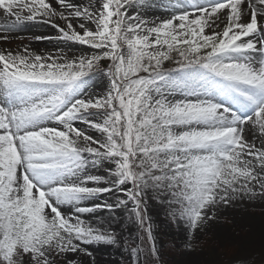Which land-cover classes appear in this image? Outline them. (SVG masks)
Listing matches in <instances>:
<instances>
[{"label":"snow or ice","instance_id":"obj_1","mask_svg":"<svg viewBox=\"0 0 264 264\" xmlns=\"http://www.w3.org/2000/svg\"><path fill=\"white\" fill-rule=\"evenodd\" d=\"M150 6L0 0V40L46 24L92 50L0 49V264H97L92 245L159 264L150 207L191 239L222 207L264 199V0H178L154 19ZM97 74L104 91L86 92ZM121 209L136 239L114 228Z\"/></svg>","mask_w":264,"mask_h":264},{"label":"rangeland","instance_id":"obj_2","mask_svg":"<svg viewBox=\"0 0 264 264\" xmlns=\"http://www.w3.org/2000/svg\"><path fill=\"white\" fill-rule=\"evenodd\" d=\"M87 3L88 0H81ZM63 25V22H60ZM44 37L52 46L61 49H73L78 45L72 42L59 40L56 31L43 32ZM45 39L36 40L33 36H21L9 41L0 40V49H11L16 51L23 47L44 44ZM83 53L91 54L90 49L78 45ZM106 66V64H105ZM86 92L102 93L106 82L102 75L97 74L87 80ZM88 134L99 137V133L88 128L86 125L78 124ZM95 174L107 175L103 168L93 169ZM89 206V205H85ZM69 210L71 206H66ZM114 224L117 232L121 233L124 239L137 238L134 227L127 224L124 217V210H118ZM149 215L153 225V235L160 255L159 264H241V261L251 259L254 264H264V199L254 201H237L233 206L222 207L215 214V218L207 221L195 235L189 239L184 226L172 222L165 212L153 206L150 207ZM108 213L98 214L99 219H107ZM88 219H97L87 217ZM137 242L138 239H137ZM90 250L96 257L97 264H130L128 253L114 246L92 245ZM142 260L146 261L144 257ZM152 258H150V261ZM147 264L149 262L147 261ZM151 264V263H150Z\"/></svg>","mask_w":264,"mask_h":264},{"label":"bare ground","instance_id":"obj_3","mask_svg":"<svg viewBox=\"0 0 264 264\" xmlns=\"http://www.w3.org/2000/svg\"><path fill=\"white\" fill-rule=\"evenodd\" d=\"M178 0H151V6L146 10V12H142L143 15H146L148 19H154L156 17H167L171 11L172 8L177 5ZM186 0H179V3H185ZM4 18L2 15H0V24L4 23ZM59 23L62 21H58ZM48 31H54L56 32V29H53L50 25L46 24H32V23H26L22 25L17 31L6 33L9 35L10 39L12 40L14 38H19L21 36H43V32ZM53 44H50L48 40L45 39L44 44H38L32 46L31 51L40 54V55H48L49 53L55 54L57 50H63V52L67 53L69 56H72L73 54L79 55L82 54L83 51L78 47V45H75L71 48L73 49H61L59 47L52 46ZM234 108H236L238 111L243 113V109L238 104H233ZM251 135L249 136V139H251ZM93 174H95L93 172ZM93 223L96 222L95 219H90Z\"/></svg>","mask_w":264,"mask_h":264},{"label":"trees","instance_id":"obj_4","mask_svg":"<svg viewBox=\"0 0 264 264\" xmlns=\"http://www.w3.org/2000/svg\"><path fill=\"white\" fill-rule=\"evenodd\" d=\"M150 258H151L150 256H146V257H144V259H145L146 261H148L149 264L151 263Z\"/></svg>","mask_w":264,"mask_h":264}]
</instances>
